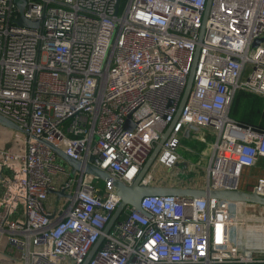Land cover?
Here are the masks:
<instances>
[{"label": "built area", "instance_id": "built-area-1", "mask_svg": "<svg viewBox=\"0 0 264 264\" xmlns=\"http://www.w3.org/2000/svg\"><path fill=\"white\" fill-rule=\"evenodd\" d=\"M25 1L21 12L0 0V115L29 132L0 125V264H84L101 239L88 264H264V245L240 232L264 211L252 204L148 196L105 231L121 203L113 180L132 185L175 121L198 49L153 170L178 165L189 126L216 134L207 190H239L264 159V129L231 116L240 92L264 96V41L253 47L264 0ZM22 15L39 27H20ZM40 139L83 163L95 156L112 181L72 176ZM246 191L264 197V178Z\"/></svg>", "mask_w": 264, "mask_h": 264}, {"label": "water", "instance_id": "water-1", "mask_svg": "<svg viewBox=\"0 0 264 264\" xmlns=\"http://www.w3.org/2000/svg\"><path fill=\"white\" fill-rule=\"evenodd\" d=\"M17 4L23 12L24 7L26 5L25 0H21L19 3L17 1ZM210 5V2H209ZM208 9L206 11L205 19H204V25L201 30V37L204 35L205 31V24L206 19L208 15ZM18 25L23 28L28 29H37L39 27V22H32L26 19L23 15L21 16L20 20L18 21ZM264 39H258L254 42L253 47H258L261 42H263ZM200 50H197L196 56H195V62L191 68V72L188 79V84L185 90V93L183 95V99L180 105V111L175 119V121L169 126L167 132L162 137L159 145L155 148L152 155L147 160L146 164L144 165L142 171L140 172L138 178L135 180V182L132 185H126L122 181L119 180H113L114 186L116 187L117 194L121 198V203L114 213L113 217L109 221L105 231L108 233L111 228L114 226L115 223L120 222L121 215L125 212V210L128 207H133L136 210L142 211V201L145 197L148 196H176V197H188V198H198V199H206L207 197L215 198L219 200H225L230 202H240V203H247L257 206V210H260V208L264 207V197L258 196L256 194L249 193L247 191H241V190H207V189H196V188H187V187H169V186H158V185H144L143 181L147 177V175L150 173L156 158L158 154L160 153L163 144L167 140L168 136L172 132L173 128L175 127L179 116L181 114L182 109L184 108L189 95L191 93L193 82H194V75H195V69H196V62L199 57ZM130 121V120H129ZM127 122L126 129L127 130H133V125H131V122ZM0 125L16 130V131H22L26 135H29V132L22 130L18 125L10 121L9 119L3 117L0 115ZM198 128L194 126H189L186 129L185 134L188 136L190 132L194 131L195 133L198 132ZM39 142L45 144L49 149H51L60 159H62L70 168L72 174H75L76 172L85 171L87 174L93 175L103 181H112L111 177L108 173L100 170L97 168L93 163L96 160L95 156H91L89 158L88 163H83L77 160H74L70 156H68L63 150L57 148L53 144L47 142L44 139H40ZM51 194H56L59 198L66 196L64 192H56L52 191ZM102 239L94 246L91 254L87 258L86 262L84 264H88L89 261L92 259L93 255L96 253V251L99 249V247L102 244Z\"/></svg>", "mask_w": 264, "mask_h": 264}, {"label": "rangeland", "instance_id": "rangeland-1", "mask_svg": "<svg viewBox=\"0 0 264 264\" xmlns=\"http://www.w3.org/2000/svg\"><path fill=\"white\" fill-rule=\"evenodd\" d=\"M19 3L21 2V0H17ZM249 102V101H248ZM246 101L240 102L239 104H235V106L233 107V115L237 116L238 113V118L240 119H248L249 117H252L254 119H261L264 117V106L261 109H255L252 106L251 103H248ZM261 105H264V101L260 102ZM237 112V113H236ZM256 114V116H255ZM255 116V117H254ZM204 135L207 139V143H203L200 142V136ZM213 135L216 137L215 131L213 129H210L205 131L202 130L196 137L195 139V144L194 146L189 145V143H186V141L183 138V134L180 135V146L177 149V153L183 157H188L190 159H194L190 156L189 151L193 148V147H197L196 149V153L199 156L198 158L194 159L195 161H199L200 163L198 164L197 167H194L193 169H190V171L187 172V174H190V178L194 179L197 181L198 183V187H203L204 183L206 181V165H208V160L211 157V149L210 147H212V142L214 140ZM58 165H60L63 168H66L68 173H71V168L62 160V159H58L56 162ZM155 168L157 169L156 171V175H155V179L151 182V185H158V186H171L170 184L173 183L174 179L177 177V174L179 173V169L176 168L174 171H166L163 167L159 166L158 164L155 166ZM205 172V173H204ZM252 174L250 171H246V169L243 170L241 178H240V182H239V186L238 189L241 191H246L247 190V185L252 181ZM72 176H74V174H72ZM60 178H62V176H60ZM99 187L101 189H103L104 187V181L100 179L99 181ZM63 203V200H60V202L56 201V198L51 195L50 199L48 201L47 204L51 205V207L53 208H58L61 206V204ZM251 216H253V212L252 214L249 212V214H247V216H245L244 221H246L247 223V227L250 225V227H263L264 228V211H261V215L259 213H257V218H252ZM125 218V212L121 215V219ZM260 235H263V237H261L260 241H254L255 238H248L247 236L243 235V241L244 243H246L247 245H252V244H258V246H262L264 245V232L260 233ZM250 240V242H248ZM247 241V242H246ZM256 244V245H257Z\"/></svg>", "mask_w": 264, "mask_h": 264}, {"label": "crops", "instance_id": "crops-1", "mask_svg": "<svg viewBox=\"0 0 264 264\" xmlns=\"http://www.w3.org/2000/svg\"><path fill=\"white\" fill-rule=\"evenodd\" d=\"M252 97H254L253 99H251V102H248V103H251L252 106L254 107V109L256 110L257 108L258 109H261L264 105H259L258 102L261 101L263 102L264 101V96H261V95H256V94H252L251 95ZM247 101V100H246ZM236 104V100H235V103L233 105V107L235 106ZM233 108H232V111H231V116L235 117L236 120L238 121H242L243 119H239L238 118V113H237V116L236 115H233ZM249 125L251 126H254V127H259V128H262L264 129V119H249ZM202 130H209V128H201L198 130L197 133H195L194 131L190 132V134L187 136L185 134L186 132V129L184 130V132L182 133L183 134V138L184 140L186 141V143H189V145H192L194 146V142H195V139L197 137V135L202 131ZM215 136L213 135V138ZM216 138H214L213 142H212V147H213V144L215 142ZM200 142H203V143H207V139L204 135H201L200 136ZM212 147H210L211 149V153H212ZM196 149L197 147H193L190 151H189V154L192 158L196 159L198 158L199 156L197 155L196 153ZM179 155V154H178ZM180 156V160L178 162V165L174 168V169H168L166 167H163L166 171H174L176 168L179 169V173L177 174V177L174 179L173 183H171L169 187H187V188H196V189H205L206 187V183H207V180L205 181L204 183V186L203 187H198V183L196 180L194 179H191L190 178V174H187L188 171H190V169H193L194 167H197L198 164L200 163L199 161H195L194 159H190L188 158L187 156L186 157H183L181 155ZM210 160V158H209ZM208 160V162H209ZM155 164V163H154ZM160 166V165H159ZM207 166V165H206ZM156 171L157 169L152 168V176H153V180L155 179V175H156ZM246 171H250L252 174V181L247 185V189L254 185L259 178H264V159L263 158H260L258 160V163L255 167L253 168H247ZM205 173V172H204ZM163 186H166V185H163ZM55 197V196H54Z\"/></svg>", "mask_w": 264, "mask_h": 264}, {"label": "bare ground", "instance_id": "bare-ground-1", "mask_svg": "<svg viewBox=\"0 0 264 264\" xmlns=\"http://www.w3.org/2000/svg\"><path fill=\"white\" fill-rule=\"evenodd\" d=\"M240 229H241L240 230L241 234L245 232L248 238H255L254 241H260L261 240L260 238L263 237V235H260V233L264 232L263 227H250L249 225L246 230H244V228H240ZM248 242H250V240Z\"/></svg>", "mask_w": 264, "mask_h": 264}, {"label": "trees", "instance_id": "trees-1", "mask_svg": "<svg viewBox=\"0 0 264 264\" xmlns=\"http://www.w3.org/2000/svg\"><path fill=\"white\" fill-rule=\"evenodd\" d=\"M252 94L251 93H247V92H240L237 96H236V103L237 104H239L240 102H242L243 103V101H246V102H251V99H253L254 97H252L251 96ZM251 98V99H250ZM260 102L261 101H259L258 102V104L259 105H261L260 104ZM255 112H256V110H255ZM255 116H256V114H255ZM254 116V117H255ZM233 117V116H232ZM233 118H235V117H233ZM241 119V118H240ZM243 119V118H242ZM249 119H254V118H252V117H249L248 119H243L242 121H239V122H241L242 124H246V125H249ZM261 119H264V117L263 118H261Z\"/></svg>", "mask_w": 264, "mask_h": 264}]
</instances>
